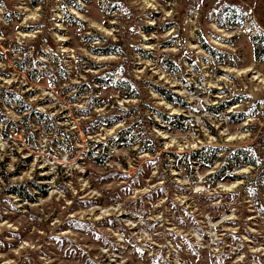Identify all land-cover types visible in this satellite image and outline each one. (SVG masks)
<instances>
[{"label":"rangeland","instance_id":"1","mask_svg":"<svg viewBox=\"0 0 264 264\" xmlns=\"http://www.w3.org/2000/svg\"><path fill=\"white\" fill-rule=\"evenodd\" d=\"M258 36L264 0H0V264H264Z\"/></svg>","mask_w":264,"mask_h":264},{"label":"trees","instance_id":"2","mask_svg":"<svg viewBox=\"0 0 264 264\" xmlns=\"http://www.w3.org/2000/svg\"><path fill=\"white\" fill-rule=\"evenodd\" d=\"M222 19H224L227 23H234V22H242L243 18L242 15L234 13V11L231 12V10L229 11L228 7H226L225 9H223L219 15ZM218 25H220L219 21L217 22ZM258 43L255 45L254 47V58L257 61H263L264 62V36H258ZM204 49L210 54V55H214V50H211L209 47L203 45ZM98 52L96 53H100V54H106V49H102V50H97ZM112 53V52H111ZM223 60L220 58L219 59V63H223ZM167 64L165 65L166 69L171 71V72H175L177 69L173 66V64L168 61L166 62ZM110 79L112 80V77H110ZM125 85L124 82H118L117 83V87H121L123 88ZM158 93L160 95H162V97H164V99L170 103H179L177 101H180V104L183 105V103H181V99L177 96H175L174 94H170L167 91H163L162 89H157ZM136 94L134 93L133 90L129 91L128 93L125 94V97L127 98H131L134 97ZM176 99V100H175ZM238 101H240L239 99L233 98L231 100H225L223 104H220L218 107H214L212 108L213 112H217L219 110H222L223 108H226L230 105H232L233 103H237ZM24 106L21 105L17 111L18 113H21L23 111ZM243 114H241L242 116ZM37 116H41V115H37ZM3 117V116H1ZM0 117V120H1ZM43 117V116H42ZM119 118H117L116 120H118ZM1 122V121H0ZM102 123V122H100ZM99 124V123H98ZM9 125H11L10 123L7 124V127H9ZM6 128V126H5ZM7 129V128H6ZM14 131H17L16 128H12ZM128 133V131L126 132L123 131L122 134ZM120 136V140L123 141L122 135L121 133H119ZM220 149L217 148H210V147H200L194 151H192L191 153H189L188 155V159H192V160H196L197 162H203L206 163V165H211L213 163V159L216 158V153ZM173 157H175V154H172ZM96 160V158H94ZM97 161V160H96ZM225 162L226 164L221 166V169L219 171H221L222 169L228 168L231 164H235L237 162H242V163H246V164H255V161L253 159H249L247 158L246 152L243 151L242 149H235L232 153L226 155L225 158ZM217 175V174H216ZM11 188V192L19 195L22 198H25L27 200H33V196L27 191L26 188Z\"/></svg>","mask_w":264,"mask_h":264}]
</instances>
